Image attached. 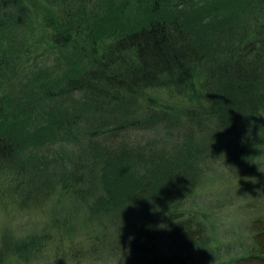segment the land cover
Listing matches in <instances>:
<instances>
[{
	"label": "trees",
	"instance_id": "16d2710c",
	"mask_svg": "<svg viewBox=\"0 0 264 264\" xmlns=\"http://www.w3.org/2000/svg\"><path fill=\"white\" fill-rule=\"evenodd\" d=\"M234 1L217 0L218 13L198 20L197 12L169 8L172 4L184 9L188 3L160 0L140 21L120 28L106 27L110 23L101 14L98 17L96 9L90 17L89 0L62 2L69 13L58 12L53 26L67 34L82 33L77 44L82 61L75 67L80 68L64 78L61 91L36 84L31 94L46 98L54 114L52 127L75 144L64 166L43 167L38 158L25 156L33 134L21 121L31 119V106L22 97L19 103L4 104L7 97L0 96V172H23L26 177L21 184L14 178L10 195L25 191L30 202H19L22 210L45 199L54 201L52 207L44 208L46 222L41 231L1 235L0 264L10 258L25 263L50 261L52 252L59 260L81 264V257L90 260L94 247L108 253L125 248L143 257L137 264H181L176 255L148 260L153 252L148 245L166 242L185 251L201 246L205 226L185 217L183 192L198 183L202 164L219 151L257 140L251 130L264 116V27L259 26L261 31L253 27L255 14L264 10V0H251L256 3L253 13L243 12V1ZM229 5L235 8L229 11ZM26 16L22 0H0V29L17 26ZM158 87L173 92L168 98L179 106H148L141 96ZM75 92L80 93L78 98ZM201 96L210 110L197 102ZM132 131L146 137L185 133L192 139L187 144L175 141L171 154L163 152L164 145L160 151L150 147L146 156L138 144H150V139L134 143ZM36 135L39 139L42 132ZM154 141L157 145L158 140ZM139 151L143 156L136 157ZM129 162L156 167L129 181L133 186L119 190L124 196L115 199L116 186L107 170L115 173V166L123 169ZM253 229L255 247L236 264H264V222H254ZM76 243L86 248L78 249ZM70 246L87 255L72 259L77 252Z\"/></svg>",
	"mask_w": 264,
	"mask_h": 264
},
{
	"label": "rangeland",
	"instance_id": "374dc122",
	"mask_svg": "<svg viewBox=\"0 0 264 264\" xmlns=\"http://www.w3.org/2000/svg\"><path fill=\"white\" fill-rule=\"evenodd\" d=\"M63 1L22 0L27 8V16L22 23L0 29V96L4 94L7 97L4 104L19 103L17 99L22 97L20 100L25 99V103L31 106L29 113L31 119L21 121V124H26L33 134L31 135L32 141L25 148V156L38 158L43 162V167L48 165V168L56 164L64 166L67 153L75 144L64 140L61 131H55L52 127L54 114L47 106L46 98L38 95L35 97L31 94L36 84L54 89V92L61 91L64 78L76 74L80 68L75 67L82 61L77 48L82 33L80 35L67 34L63 28L64 32L58 31L59 29L53 26L59 19V15H63V10L66 14L69 13L64 9ZM89 1L90 5H87L86 12L90 10V17L93 18V10L96 9L98 17L101 14V17L110 23L106 27L114 28H120L124 23L140 21L144 15L148 14L154 3L160 2V0ZM183 1L188 3L184 9L172 4L169 8L173 12L181 10L188 14L197 12L195 17L198 20L209 18V13H218L217 10L220 8L217 0H177L178 3ZM241 1L246 7L243 12L256 11L255 1ZM232 8H235V5H229V11ZM253 21L254 29L261 31L263 28L259 26L264 27V10L257 12ZM240 23L241 21L235 23L234 26ZM236 32L242 33L238 30ZM66 36L69 38V43L65 39ZM81 57L85 59L84 51L81 52ZM30 78L31 81L36 80L34 84L29 81ZM26 87L29 88L28 91ZM7 91L13 92V95L11 96ZM170 94L174 95L173 92H169L168 88L158 87L147 90L141 97L148 106H157V109L162 108L165 103L170 106H179L175 104L176 100H169ZM79 95V92L74 93L75 98ZM197 102L200 106H205L210 110L208 100L202 96ZM25 106L27 107V104ZM14 114L18 116L16 112ZM41 132L42 136L38 139L36 134ZM251 134L257 140L244 145L239 144L241 146H231L228 151L225 148L219 151L214 158L202 164L198 183L196 182L192 188L183 192L181 209L185 217H190L194 223H203L205 226V237L201 246L185 251L180 249L182 247L174 249L171 244L155 241L148 245L153 249L147 257L148 260L149 258L156 260L172 258V255H176L183 260L181 264H236L239 258L250 253L255 247L256 231L253 229V223L259 220L264 222V173H261L264 172V116L262 122L251 130ZM129 135L134 143L139 140L147 142V139H150V144H138L145 148L146 156L150 152V147L159 150L164 149L162 147L164 145L167 150L163 152L171 154V147L173 148L175 141L187 144L188 140L192 139L191 135L185 133L179 136L175 134L166 136L159 132L155 136L146 137V134L132 131ZM154 138L158 140L157 145ZM236 141L240 140H234ZM134 155L143 156L141 151ZM122 167L123 169L119 166L114 167L113 171H116V174L120 171L118 175H115L110 168L107 170L108 179L116 186L113 192L115 199H121L124 196V193L122 194L119 190L124 191L125 188L133 186L129 184V181L146 176L156 165H135L129 162ZM14 178H18V183L21 184L26 177L23 172L19 175H15L13 171L6 172L5 175L0 172V239L3 233L25 236L41 231L46 222L47 210L44 208L54 205L52 199H45L22 210L24 207L21 208L19 202L25 203L27 197L25 191L10 195V185L13 184ZM121 244L118 243V247ZM75 246L78 249L83 248L82 250L86 248L84 243H76ZM69 250L77 252L74 246H70ZM80 253H82L81 256L87 255L86 251H79L72 259L81 257ZM90 253L92 256L90 260L81 257V264H137L143 259L140 255L128 252L125 248L108 253L106 250L94 247ZM54 254L52 252L50 258H53L50 261L44 258L41 261L25 263L10 258L4 264H71L65 258L59 260ZM56 259H58L57 262H52ZM174 260L177 261L178 258ZM88 261L90 262L87 263Z\"/></svg>",
	"mask_w": 264,
	"mask_h": 264
},
{
	"label": "clouds",
	"instance_id": "9594fccd",
	"mask_svg": "<svg viewBox=\"0 0 264 264\" xmlns=\"http://www.w3.org/2000/svg\"><path fill=\"white\" fill-rule=\"evenodd\" d=\"M259 171V170H258ZM261 172V171H260ZM261 173H264V172H261ZM161 225H163V223L162 224H160V227H161ZM161 228H164V227H161Z\"/></svg>",
	"mask_w": 264,
	"mask_h": 264
},
{
	"label": "bare ground",
	"instance_id": "6f19581e",
	"mask_svg": "<svg viewBox=\"0 0 264 264\" xmlns=\"http://www.w3.org/2000/svg\"><path fill=\"white\" fill-rule=\"evenodd\" d=\"M235 27V26H234ZM236 28V27H235Z\"/></svg>",
	"mask_w": 264,
	"mask_h": 264
}]
</instances>
